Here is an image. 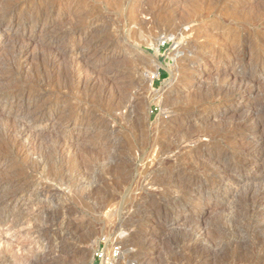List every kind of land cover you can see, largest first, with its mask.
I'll use <instances>...</instances> for the list:
<instances>
[{
    "label": "rangeland",
    "instance_id": "obj_1",
    "mask_svg": "<svg viewBox=\"0 0 264 264\" xmlns=\"http://www.w3.org/2000/svg\"><path fill=\"white\" fill-rule=\"evenodd\" d=\"M261 7L264 0H35L13 16L25 28L3 21L0 90L35 92L19 112L0 104V151L17 155L0 158L9 186L0 187V211L6 201H33L25 216L0 212V264H44L52 248L63 251L61 264H93L103 243L120 245L119 264H178L193 242L216 249L213 264H264V229L251 220L264 211L253 203L264 177L252 179L264 176V157L249 149L262 147L264 129L238 124L248 109L264 112V63L246 70L240 107L230 99L240 98L238 85L226 86L231 54L264 56L243 41H264ZM13 47L26 49L21 61ZM41 110L60 112L40 124ZM70 121H82L83 133ZM245 135L248 147L237 143ZM222 157L235 173L211 166ZM187 180L206 196L186 202L196 193L183 188ZM164 225L175 231L143 239Z\"/></svg>",
    "mask_w": 264,
    "mask_h": 264
},
{
    "label": "bare ground",
    "instance_id": "obj_2",
    "mask_svg": "<svg viewBox=\"0 0 264 264\" xmlns=\"http://www.w3.org/2000/svg\"><path fill=\"white\" fill-rule=\"evenodd\" d=\"M35 0H0V24L3 22V21H6V20H12V24L13 25H16L17 27H20V28H25L26 26L25 25H21V23L19 22H16L14 21V14L17 10V8H20V13L23 12V9L28 5V4H31V3H34ZM54 7V4H49L48 8L51 10L53 9ZM264 9V7H263ZM262 7L260 10H263ZM46 10V8H45ZM48 11V10H47ZM46 11V12H47ZM40 12V11H39ZM37 13V12H36ZM31 14H34V13H31ZM40 14V13H38ZM37 16V15H36ZM35 16V17H36ZM30 17V16H29ZM35 17H33L34 19H36ZM31 19V18H30ZM34 21V20H33ZM16 22V23H15ZM30 24V23H29ZM15 26V27H16ZM16 29V28H15ZM0 36H5V31H3L1 28H0ZM249 38V36H247ZM247 37H244L243 38V41L246 42V46L249 50H252L254 48H259V47H262L264 48V41H259V43H249L246 38ZM237 40V39H236ZM241 42V41H240ZM238 43V40L237 41H234L232 42L233 46H235L236 44ZM188 46V45H187ZM13 51H17L18 52V55H16V57L18 56V60L21 61L22 58H23V54L25 55V51L26 49L25 48H21L20 50L18 48H15L13 47ZM19 51H18V50ZM25 50V51H24ZM188 50V49H187ZM230 63H231V66H232V69L230 70L229 73H227L226 75V78H227V81H226V86H228L229 84L233 85V86H237L238 87V91H241L242 94H240V98L237 99L235 96L231 97L230 99L234 102V104H236L237 106H241V103L240 101L244 98V96L247 94L248 90L247 89V85L246 84L248 81V74L246 73V70L248 69V67L251 68L252 71H257V70H260L263 63H264V56H255L254 58H249L247 59L245 62L238 59L237 55H233L231 54V57L229 59ZM238 66L239 68H242V71H237L234 69V67ZM180 74H186V71H182ZM114 76V74H113ZM191 76V75H190ZM114 78H106V82L107 83H110ZM233 88V87H232ZM35 90L33 87L31 86H28V85H24V86H20V87H10V88H4L2 90H0V104L3 106V108L5 107H8V108H11L12 106L16 105L17 108H18V112H19V109H22V108H25L27 106V103L26 101H24V97L25 96H32L34 94ZM172 91L171 90H166V92H164V95L165 94H170ZM58 102H56L57 104ZM263 106V105H261ZM260 109H263V108H260ZM251 110V111H250ZM248 109V111H246L247 113H245L244 117L242 118V120L238 123L239 124V127L240 129L242 130H245V131H248L249 133L252 131V130H259L260 128H263L264 129V112H257V110H253L252 109ZM259 110V109H258ZM263 111V110H262ZM17 112V113H18ZM51 111H48V110H41L39 113H37V115L35 116V122L37 123H40V124H45L48 119L53 116L54 114H57L59 113L58 111H53L51 113H49ZM61 114V113H60ZM66 113H63L61 115V118H64L66 117L65 115ZM80 125H77L76 121H70V125H68L70 129H77L78 132H81L83 133V130H82V125H84L82 123V121L80 123H78ZM78 126V127H77ZM85 127V125H84ZM83 127V128H84ZM237 127V126H236ZM238 128V127H237ZM238 130V129H237ZM262 130V129H261ZM30 132V129L29 128H24L23 130H20V132L18 133V138L22 135H28ZM243 132V131H242ZM260 132V131H258ZM85 133V132H84ZM112 132L111 131H108L106 132V134H111ZM237 143H239L241 146L244 145V147H248V145H251L252 143H254L252 141V139H250V137H248L247 135H245L244 137H240L239 140H237ZM259 142L258 143H254L252 144L251 146H249V149H251L250 151H252V153L250 155H252L254 158L253 159H262L264 157V144L261 145L262 147L258 148ZM243 147V146H242ZM153 153V152H152ZM208 157H210L209 155H207ZM17 155L16 154H13V152L11 151H0V158H1V161L4 162V163H7L9 162L10 160H14L16 159ZM246 153H241L237 156L238 159H243L245 160L246 158ZM264 159V158H263ZM237 162V161H236ZM263 162V160H262ZM211 166L215 167L216 170H218V172H227V173H235V170H236V167H237V164L235 163L234 160L230 159V160H226L224 159L223 157L221 159H215L213 161V163L211 164ZM260 166V165H259ZM109 170L112 168V169H117L116 168V163H112L110 166H108ZM152 164H147L144 166L145 170H150L152 169ZM258 167V165H257ZM261 167V166H260ZM143 168V167H142ZM12 169H15V166L12 167ZM257 170V169H255ZM147 172V171H145ZM257 172V171H255ZM254 172V173H255ZM242 176V175H241ZM263 174L258 176V175H255L253 174L252 175V179L254 181H262L261 179H263ZM133 178V177H132ZM6 179V177H5ZM19 183V182H18ZM185 185H183V188H190L191 187V191L193 192H196V193H193L194 196H191L189 197L187 200H185L186 202H191L190 200H201L205 195L204 193V186H195L191 181H185L184 182ZM15 185V183H13ZM188 185V186H187ZM217 185L216 189L217 190H220V186L218 184H215ZM0 187L2 188H8L7 187V184L4 183L2 180H0ZM24 187V186H23ZM258 187L260 188V190L262 191V189H264V180L262 181L261 184L258 185ZM20 188H22L20 186ZM258 189V188H257ZM20 190V189H19ZM21 191V190H20ZM21 193V192H20ZM264 193V192H263ZM248 194V193H247ZM258 194V193H257ZM256 194V195H257ZM264 195V194H263ZM262 195V193H260L257 197H254V204L257 206V207H260L262 205H264V196ZM254 196V195H253ZM249 197V196H248ZM221 198H225V195H222ZM24 199V198H23ZM28 199V198H27ZM10 200V199H9ZM28 201V202H27ZM29 203H33V201H29L26 200L24 203H21L17 200H13V201H6L2 209V212L1 214H4L5 215V219H9L11 218L12 216H14L16 213H19V216H23V210L24 208H26L25 206H27ZM27 204V205H26ZM1 205V204H0ZM24 207V208H23ZM23 208V210H22ZM262 208V207H261ZM260 208V209H261ZM253 212V211H252ZM18 215V214H17ZM25 216V215H24ZM19 217V218H20ZM28 217L27 218H23V221L27 222L28 221ZM251 220L253 223L257 224V226L260 227V230H263L264 229V211L261 209L259 212H255L251 215ZM9 221V220H8ZM3 225V224H2ZM118 225V224H117ZM122 225V224H121ZM120 225V226H121ZM124 227V226H123ZM203 227V226H202ZM254 227V226H253ZM154 228V227H153ZM152 229V228H151ZM155 229V228H154ZM199 229V227H198ZM206 229V228H205ZM160 230V229H158ZM259 230V231H260ZM170 231H175L174 230V227L173 226H169V225H164L161 229V231L157 232V230L154 232L153 236L150 235V238L147 237L149 235L146 234V236L143 238L145 241L149 242L151 240H154L156 238H160L159 236L160 235H168L170 233ZM201 230L199 229V232ZM203 231V230H202ZM258 231V230H257ZM152 232V231H151ZM262 233V232H261ZM259 235V234H258ZM201 236H199L200 238ZM204 237V236H203ZM61 238V237H59ZM205 238V237H204ZM142 239V240H143ZM202 239V238H201ZM2 242V241H1ZM0 242V243H1ZM4 242V241H3ZM158 242V241H157ZM203 242V239L201 241V243ZM206 242V241H205ZM143 243H145L143 241ZM188 243V242H187ZM204 243V242H203ZM3 244V243H1ZM0 244V245H1ZM148 244V243H147ZM200 244V243H199ZM51 245V243L49 244V246ZM161 243L158 242L157 244V247H161ZM164 247V246H163ZM171 247V246H170ZM169 247V248H170ZM189 247V245L187 246ZM202 247V246H201ZM216 247V246H215ZM165 248V247H164ZM53 250H50V252H53L51 253V258H46L45 256L39 258L40 260L44 261L45 263L44 264H61L59 260H57V256L63 252L62 250H60L59 248L58 249H54L52 248ZM170 250V249H169ZM172 250V249H171ZM186 250V249H184ZM175 251V250H174ZM188 252V255L183 258H180L181 260L178 262L175 261V262H178V264H213L214 263V260H215V257H216V249L213 248V247H209V248H203L200 249L198 244L193 242L190 244V248L188 250H186ZM171 252V251H170ZM185 252V251H184ZM168 253V252H167ZM43 254V253H42ZM57 254V255H55ZM172 254V253H171ZM177 254V253H176ZM185 254V253H184ZM186 255V254H185ZM182 256V255H181ZM180 257V256H178ZM173 258V257H172ZM176 258V257H175ZM179 259V258H178ZM43 264V263H42ZM176 264V263H175Z\"/></svg>",
    "mask_w": 264,
    "mask_h": 264
},
{
    "label": "built area",
    "instance_id": "obj_3",
    "mask_svg": "<svg viewBox=\"0 0 264 264\" xmlns=\"http://www.w3.org/2000/svg\"><path fill=\"white\" fill-rule=\"evenodd\" d=\"M108 247V248H107ZM106 248L100 245L93 253V264H119L122 256V249L119 244H111ZM136 264V263H129Z\"/></svg>",
    "mask_w": 264,
    "mask_h": 264
}]
</instances>
